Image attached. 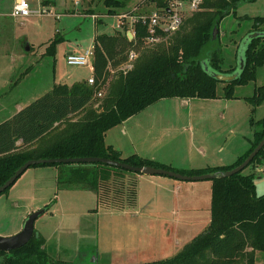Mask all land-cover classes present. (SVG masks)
Here are the masks:
<instances>
[{
  "label": "trees",
  "instance_id": "obj_1",
  "mask_svg": "<svg viewBox=\"0 0 264 264\" xmlns=\"http://www.w3.org/2000/svg\"><path fill=\"white\" fill-rule=\"evenodd\" d=\"M153 1L158 7H165L167 3L165 0ZM103 2L107 13H116V8L124 5L121 0ZM239 2L203 0L200 8L189 13L175 32L151 46L144 43L146 25L140 21L135 23L131 38L126 25L113 33H96L92 43L93 83H88L87 79L54 82L44 93L0 122V184L27 159L41 157L104 156L133 165L149 164L187 174L224 171L239 164L264 135V115L257 120L251 118L254 130L250 144L229 164L180 169L137 153L121 156L105 141L107 129L157 99L215 97L219 79L214 72L237 70L233 79L223 81L225 96L232 95L235 84L255 77L257 67L264 62V28L260 25L264 15L252 17L250 31L256 34L247 39L240 57L243 58L240 69L238 66L222 68V55L213 45L218 36L212 38L213 26H218L225 15L235 14ZM130 51L136 54L131 66L121 67L128 60ZM102 89L104 92L98 96L97 92ZM263 96L264 84L257 86L254 92L257 101ZM81 110L79 117L71 118ZM263 160L264 145L246 166L254 169ZM50 164L61 166L57 176L59 182L77 181L96 190L100 205L122 207L136 201V180L124 181L112 176V172L133 173L131 170L82 161L41 162L30 166ZM242 170L229 176L210 178L209 221L205 229L173 255L140 264H256V252H264V193L255 191L254 171L244 173ZM48 206L45 204L44 210ZM43 243V237L34 230L26 243L0 250V264H67L52 256Z\"/></svg>",
  "mask_w": 264,
  "mask_h": 264
},
{
  "label": "rangeland",
  "instance_id": "obj_2",
  "mask_svg": "<svg viewBox=\"0 0 264 264\" xmlns=\"http://www.w3.org/2000/svg\"><path fill=\"white\" fill-rule=\"evenodd\" d=\"M41 1L48 7L47 12L13 17L9 12L14 0H0V122L54 82L87 79L90 67L67 64L66 52H83L92 45L96 33L118 29V13H107L103 0H28L34 10ZM121 1L124 5L116 12L139 11L153 5L151 0ZM94 12L97 20L91 15ZM256 15H264V0H240L235 14L229 13L219 21L213 45L222 55V68L239 65ZM260 25L264 28V21ZM131 60L128 57L121 67ZM262 84L264 62L253 79L234 85L231 96H225L224 82L218 80L213 98L198 97L186 103L180 98L155 101L150 108L156 110L155 127L147 131L159 140L157 144L162 141L163 158L173 157L177 143L193 139L200 149L189 145L184 150L186 156L179 155L181 159L189 156L199 161L232 162L249 146L254 130L251 118L257 120L264 115V96L259 101L254 97L255 88ZM172 108L182 112L189 108L191 112L179 115ZM81 114L82 110L71 118ZM146 118L148 122L153 119ZM33 167L28 166L0 194V235L19 231L31 211L48 203L49 208L34 220V230L43 237L46 250L67 264H140L171 256L183 246L171 237L176 214L159 212L155 210L159 206L151 202L140 204L137 212L109 206L105 209L97 206L91 187L77 181L59 182V174L54 179L49 175L31 178ZM250 170L255 173L256 193H264V160L254 169L244 167L242 172ZM205 181L211 184L210 179ZM13 199L18 204H13ZM175 224L176 232L186 225L182 220ZM178 240L183 239L180 236ZM256 264H264V252H256Z\"/></svg>",
  "mask_w": 264,
  "mask_h": 264
},
{
  "label": "crops",
  "instance_id": "obj_3",
  "mask_svg": "<svg viewBox=\"0 0 264 264\" xmlns=\"http://www.w3.org/2000/svg\"><path fill=\"white\" fill-rule=\"evenodd\" d=\"M92 14L96 15L94 18L95 20H97L98 14H96L95 12L91 13V15ZM118 28L120 29L121 27H119L118 25ZM129 36L128 37L131 38L130 34ZM70 51L72 50L67 51L66 54ZM164 98H167V100L168 98L169 99L180 98L181 102L186 103L192 101L193 98H198V97L172 96V97H163L155 101L158 102L159 100H162ZM155 101L148 104L147 106L137 111L136 113L128 116L127 118L122 120L119 124H116L106 130L105 141L113 145L120 152L121 156H126L131 153H137L141 156L149 157L151 159L160 161L162 163L180 169L201 168L205 166H214V165L231 163V162H227V160L224 159H220L218 162H208L206 160H204L205 161L204 162L202 160L201 161L194 160L192 158H189V156H187L185 159H181L180 157L181 155L186 156L184 150L185 149L187 150V148H189V145L192 148L195 147L197 150L200 149L198 146L195 145L194 140L188 139V137H187L189 141L188 143L186 140L184 141V143H182V141L180 143H177L173 151L174 153L173 157L163 158L162 153L160 151L163 145L162 141H160V143L157 144L159 140L156 139L155 137H152L147 131L155 127L156 120L154 118L155 117L154 114L156 110L150 109L151 106H153L156 103ZM171 111L176 113L179 112V115H184V113L191 112L189 108L186 109L185 112H182L183 110L179 111L178 109H174V108H172ZM150 116H152L153 119H151L150 122H148L147 121L148 118L146 117H150ZM33 168L35 169H33L30 173L31 178H37V177H42L44 175H49L48 177H52L54 179L56 178L58 171L61 169V166L50 164V165H38ZM26 170H24L22 173L24 174ZM112 176L119 178V180L123 179L124 181L135 179L137 182V195H136V201L132 205H124L120 207L115 204H110L109 208L113 207L114 210H118V211L134 209L137 212L140 204L151 202L153 205L159 206V209L155 207V210L159 212L169 211L170 213L172 212L174 215L176 214L175 223L182 220L186 224L180 226V229H184L183 231L176 232L175 231L176 224L171 223V227L174 229L171 232V237L174 238V242L176 244L177 243L185 244L190 239H192L193 236L201 232L207 226L209 221L211 184L210 181H205V180L206 179L209 180L210 178H203L196 180L180 179L166 174H144L134 171L133 173L112 172ZM186 180L189 183H187ZM22 184L26 185V183H22ZM94 194L96 197L97 206H99L100 204L97 202L96 190H94ZM144 198H146L145 199L146 202H142V199ZM151 198H153V200ZM13 200H14L12 202L13 204L14 203L18 204V202L15 201V199ZM151 203H147V204H151ZM107 208L108 206H106L105 209ZM91 209L95 210L97 208L95 207ZM180 236L183 239L181 241L178 240Z\"/></svg>",
  "mask_w": 264,
  "mask_h": 264
},
{
  "label": "built area",
  "instance_id": "obj_4",
  "mask_svg": "<svg viewBox=\"0 0 264 264\" xmlns=\"http://www.w3.org/2000/svg\"><path fill=\"white\" fill-rule=\"evenodd\" d=\"M78 0H75L77 2ZM167 1L165 7L155 6L153 3L151 8H141L139 11H123L117 14L118 25L123 27L126 25V32L129 33L131 37L135 33V23L140 21L146 25V35L143 38L146 45H154L159 43L175 32L183 23L184 18L194 10L200 8L203 0H165ZM48 7L44 5L41 1V5L36 9H32V6L28 0H14L9 14L13 17H21L29 15L30 13H45ZM95 17V14H92ZM136 56L134 51H130L129 59H133ZM93 57V44L86 48L85 51L68 52L65 56L67 64L70 65H86L89 66L91 71L93 70L92 65ZM131 61L125 63L124 68L130 67ZM88 83H93V75L87 78ZM98 96L102 95L101 91L97 92ZM97 105V102L94 103Z\"/></svg>",
  "mask_w": 264,
  "mask_h": 264
},
{
  "label": "water",
  "instance_id": "obj_5",
  "mask_svg": "<svg viewBox=\"0 0 264 264\" xmlns=\"http://www.w3.org/2000/svg\"><path fill=\"white\" fill-rule=\"evenodd\" d=\"M218 33V26L214 25L212 28V38H215ZM256 32H252L250 35H255ZM129 36V33H128ZM130 37V36H129ZM28 48V45L27 47ZM243 64V58L239 59L238 68L240 69ZM238 69V70H239ZM237 74V70L232 73H222V72H214V76L222 81L231 80ZM264 145V135L258 141V143L251 149V151L247 154V156L237 165L233 166L230 169H226L224 171L217 172H205L200 174H187L179 171H175L173 169H168L159 166H153L149 164L142 165H133L118 159H113L110 157L104 156H69V157H41V158H30L24 161L20 166H18L14 172L3 182L0 184V192L3 191L6 187L12 184L15 179L31 164L35 163H46V162H101L108 165H113L116 167L125 168L134 172L144 173V174H166L169 176H173L180 179H203V178H212L214 176H229L237 171L243 169L249 161L253 158V156L258 152V150ZM44 211V207H40L31 211L25 218L21 229L10 235H0V250H9L15 247H18L24 243H26L34 232V220L38 215H40Z\"/></svg>",
  "mask_w": 264,
  "mask_h": 264
}]
</instances>
